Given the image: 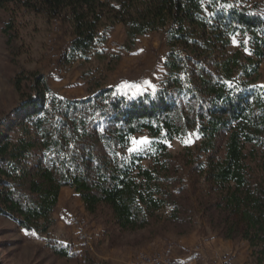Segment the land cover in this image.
Returning <instances> with one entry per match:
<instances>
[{
  "label": "trees",
  "instance_id": "trees-1",
  "mask_svg": "<svg viewBox=\"0 0 264 264\" xmlns=\"http://www.w3.org/2000/svg\"><path fill=\"white\" fill-rule=\"evenodd\" d=\"M0 9L9 47L21 11L67 25V65L119 60L157 32L167 47L162 78L135 95L99 86L68 99L39 72L30 93L15 79L21 103L0 119L1 216L60 257L102 264L46 237L70 188L89 216L107 209L121 232H145L140 243L206 226L264 264V0H0ZM117 26L124 40L107 52ZM140 136L150 143L129 151Z\"/></svg>",
  "mask_w": 264,
  "mask_h": 264
},
{
  "label": "rangeland",
  "instance_id": "rangeland-1",
  "mask_svg": "<svg viewBox=\"0 0 264 264\" xmlns=\"http://www.w3.org/2000/svg\"><path fill=\"white\" fill-rule=\"evenodd\" d=\"M7 20L6 12L0 9V119L21 103V93L14 84L17 77L24 78L22 90L30 93V72H39L54 93L68 99H83L99 86L133 94L122 87L124 84L142 85L140 92L136 93L139 94L152 90L162 78L167 52L162 32L141 38L138 49L134 53H124L119 60L110 61L107 58L98 64L93 58L92 62L83 65H67L61 60L71 38L67 25L51 22L44 14L21 11L16 18L17 39L9 47L3 33ZM123 40V29L117 26L101 48L117 52ZM261 74L264 84V64ZM195 140L193 138L192 142ZM183 146V143L174 142L173 151L179 152ZM55 217L56 224L46 237L64 241L80 257L86 254L102 264H130L138 257L142 261L146 256L152 258L168 245L174 248L177 264H253L246 243L217 237L206 226L182 238L170 234L169 239L158 238L140 243L142 236H146L145 232H121L107 209L97 217L89 216L79 196L70 188L62 189ZM83 231L89 237L91 247L81 239ZM190 239V244H187ZM212 239L229 243V253L224 256L222 254L226 249L214 250L211 260L206 254L201 255ZM181 255L184 259L178 258ZM78 258L67 259L54 254L46 247L44 239L21 230L13 220L0 215V264H85Z\"/></svg>",
  "mask_w": 264,
  "mask_h": 264
},
{
  "label": "built area",
  "instance_id": "built-area-1",
  "mask_svg": "<svg viewBox=\"0 0 264 264\" xmlns=\"http://www.w3.org/2000/svg\"><path fill=\"white\" fill-rule=\"evenodd\" d=\"M81 239L91 247V241L89 237H87L86 232L83 231V235H80ZM130 264H177L174 257V248L172 245H168L163 251L156 252L155 256H152L148 261H140V257L138 260L134 262H130Z\"/></svg>",
  "mask_w": 264,
  "mask_h": 264
},
{
  "label": "crops",
  "instance_id": "crops-1",
  "mask_svg": "<svg viewBox=\"0 0 264 264\" xmlns=\"http://www.w3.org/2000/svg\"><path fill=\"white\" fill-rule=\"evenodd\" d=\"M190 241L191 239L187 242V244H190ZM192 241H194V239H192ZM193 243V242H192ZM210 244L207 245V250H205V252H203L201 255H207L209 256L210 260H211V257H212V253H214V250H222V249H226V251L222 254V255H226L227 253H229L230 249L228 248L229 247V243H225L223 240H220V239H212L210 240L209 242ZM231 243V242H230ZM184 246H186V244H184ZM180 250H182L183 248L179 247ZM180 253L177 249V254ZM178 256V255H177ZM182 256V255H181ZM178 257V258H181V259H184L183 256L182 257ZM200 256V255H199ZM198 256V257H199ZM197 257V258H198ZM201 257V256H200ZM210 263H212V261H210Z\"/></svg>",
  "mask_w": 264,
  "mask_h": 264
},
{
  "label": "snow or ice",
  "instance_id": "snow-or-ice-1",
  "mask_svg": "<svg viewBox=\"0 0 264 264\" xmlns=\"http://www.w3.org/2000/svg\"><path fill=\"white\" fill-rule=\"evenodd\" d=\"M226 7H232V5L229 4ZM145 83H148V82L145 81ZM122 87L127 88L129 91H132L133 95H135L136 93L140 92L142 85L124 84ZM149 87H151V85H149ZM149 143L150 141L147 138H141L139 141H137L136 139H132V144L134 145V147L129 148V151H136L138 146L146 145Z\"/></svg>",
  "mask_w": 264,
  "mask_h": 264
},
{
  "label": "bare ground",
  "instance_id": "bare-ground-1",
  "mask_svg": "<svg viewBox=\"0 0 264 264\" xmlns=\"http://www.w3.org/2000/svg\"><path fill=\"white\" fill-rule=\"evenodd\" d=\"M150 256H146L145 258H143V260L142 261H148V260H150Z\"/></svg>",
  "mask_w": 264,
  "mask_h": 264
}]
</instances>
